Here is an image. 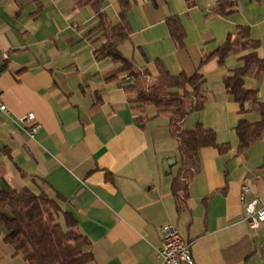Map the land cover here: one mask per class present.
Returning <instances> with one entry per match:
<instances>
[{
  "label": "crops",
  "instance_id": "obj_1",
  "mask_svg": "<svg viewBox=\"0 0 264 264\" xmlns=\"http://www.w3.org/2000/svg\"><path fill=\"white\" fill-rule=\"evenodd\" d=\"M221 2L133 0L131 34L118 46L150 80L158 63L172 76L199 71L206 79V106L183 128L201 124L230 150H200L201 169L178 209L172 182L180 152L169 118L136 104L124 75L117 76L119 65L96 58L106 38L90 34L100 23L94 8L82 0H0V93L8 108L0 111V191L28 188L57 200L91 243L88 264H160L169 225L192 243L195 264H264V224L252 230L243 221L246 203L264 202V137L240 152L236 133L240 120L262 117L252 103L241 113L226 89V78L243 65L239 57L224 65L207 60L247 27L264 61V0H237L226 17L214 14ZM102 10L120 23L118 0H102ZM172 17L185 31L181 48L170 33ZM245 86L264 103V71ZM31 113L35 120L27 122ZM5 235L2 228L0 264H29Z\"/></svg>",
  "mask_w": 264,
  "mask_h": 264
},
{
  "label": "trees",
  "instance_id": "obj_2",
  "mask_svg": "<svg viewBox=\"0 0 264 264\" xmlns=\"http://www.w3.org/2000/svg\"><path fill=\"white\" fill-rule=\"evenodd\" d=\"M82 1L94 8L100 22L90 34L102 31L106 38L95 51L96 58H110L119 65L117 76L124 75L123 80L128 84L126 89L137 95L136 104L155 107L158 114L169 118L170 133L177 140L180 152L181 167L172 182V193L179 209L187 203L189 183L201 169L200 150L216 148L222 154L230 150L228 145H219L216 133L201 124L191 131L183 128L192 114L201 112L206 106L207 97L201 90L206 79L199 71L192 76H172L158 63V77L146 86L145 78L150 80L149 74L138 69L118 50V46L131 34L127 13L133 0H118L122 14L120 23L116 25L103 12L102 0ZM234 12V4L227 1L221 2L214 10L215 15L225 17ZM168 26L176 45L183 47L185 31L180 19L170 18ZM258 47L259 43L251 38L250 29L239 27L236 36H230L207 59L217 58L219 64L224 65L227 58L238 56L243 63L226 78V89L240 105L241 113L245 112L247 103H252L262 119L257 123L244 119L239 121L236 133L240 152L264 137V103L259 102L256 90L245 86L246 78L257 79L264 71V61L257 54ZM2 228L6 230V243L29 264H88L93 259L91 243L79 232L75 217L44 192L37 194L28 188L19 192L0 191V230Z\"/></svg>",
  "mask_w": 264,
  "mask_h": 264
},
{
  "label": "built area",
  "instance_id": "obj_3",
  "mask_svg": "<svg viewBox=\"0 0 264 264\" xmlns=\"http://www.w3.org/2000/svg\"><path fill=\"white\" fill-rule=\"evenodd\" d=\"M231 3H235L237 0H222ZM0 111L3 113L8 112V108L3 102L2 94L0 93ZM25 120L27 122H33L35 120V114H29ZM38 127L33 126L30 134L34 136L38 132ZM249 191V187L244 185L242 188L243 194ZM243 221L252 230L258 229L264 224V202L255 198L246 203L245 213ZM162 244L157 250L160 264H195L192 254V243L185 240L178 229L169 225L162 230Z\"/></svg>",
  "mask_w": 264,
  "mask_h": 264
},
{
  "label": "rangeland",
  "instance_id": "obj_4",
  "mask_svg": "<svg viewBox=\"0 0 264 264\" xmlns=\"http://www.w3.org/2000/svg\"><path fill=\"white\" fill-rule=\"evenodd\" d=\"M145 81L147 82V83H146V86H147V85H151V84H152V81H151V80H149L148 78H145Z\"/></svg>",
  "mask_w": 264,
  "mask_h": 264
}]
</instances>
